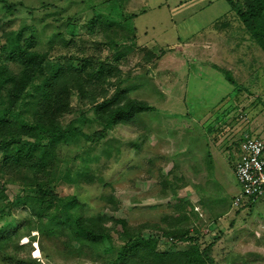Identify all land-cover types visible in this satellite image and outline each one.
<instances>
[{
    "label": "rangeland",
    "instance_id": "rangeland-1",
    "mask_svg": "<svg viewBox=\"0 0 264 264\" xmlns=\"http://www.w3.org/2000/svg\"><path fill=\"white\" fill-rule=\"evenodd\" d=\"M8 2L16 5L9 9L0 0L1 60L19 72L2 45L33 36V50L47 54L46 74L75 70L85 91L72 93L71 110L62 117L68 133L44 168L33 160L22 171L6 168L4 173L0 151V205L6 207L0 232L14 231L22 253L40 264H113L125 240L138 233L159 237L158 249L166 252L197 244L209 264H264V212H254L246 199L232 214L214 217L207 199L196 196L205 191L206 170L200 156L189 153L196 145L229 151L245 134L264 139V51L252 49L245 34L246 69L238 75L233 66L232 83L202 49L220 43L204 42L211 34H219L218 40L228 36L225 42L236 35L231 26L217 32L221 23L238 19L228 1ZM230 60L236 63L235 57ZM37 94L31 89L21 107L25 116ZM94 96L99 102L118 96L142 100L155 110L105 129L96 117ZM38 183L55 187L64 201L75 197L86 217L103 216L112 240L80 241L67 226L42 220L31 192ZM8 200L14 202L9 207ZM108 246L113 248L107 251ZM0 264H8L2 255ZM127 264L150 262L138 257Z\"/></svg>",
    "mask_w": 264,
    "mask_h": 264
},
{
    "label": "trees",
    "instance_id": "trees-1",
    "mask_svg": "<svg viewBox=\"0 0 264 264\" xmlns=\"http://www.w3.org/2000/svg\"><path fill=\"white\" fill-rule=\"evenodd\" d=\"M1 1L9 9L16 5L9 3L8 0ZM227 1L244 23L246 32L264 51V0ZM34 45L33 36L25 40L18 36L10 44L2 45L3 50L7 52L6 60L20 66L19 72H15L0 58V151L4 155L1 167L4 173L6 168L22 171L25 166L27 167V163L32 164L33 160L42 168L49 163L50 157L68 133L63 127L62 117L71 110V95L76 90L85 91L82 77L80 74L76 75L75 70L58 69L47 75L45 72L47 54L33 50ZM229 79L233 83L232 77L229 76ZM33 88L38 94L32 102V111L27 110L28 115L25 116L26 111L21 107H26L28 95ZM119 97L101 102L96 96L92 97L96 117L103 123L105 129L127 121L138 112L155 110L146 101L137 99L122 101ZM12 119L19 121V125ZM100 135L102 136L101 133H96V137ZM32 190L31 192L36 194L35 202L41 206L39 215L42 220L67 226L71 229L72 236L80 241L100 243L112 240L110 229L103 221L104 217L96 219L83 215L82 207L75 197L64 201L55 191V187L49 184L38 183ZM14 202L8 200L7 207ZM5 208V205H0V213ZM14 234V231L0 232V256L2 255L8 264H40L22 253L23 248L14 238ZM164 235L174 237L171 231H166ZM185 235L187 236V233L182 234ZM187 239L195 240L197 243V239L192 237ZM159 241L157 236L132 234L125 240L112 263L127 264L139 257L150 264H209L197 244L192 243L187 248L166 252L158 249ZM112 248L108 246L106 249L110 251Z\"/></svg>",
    "mask_w": 264,
    "mask_h": 264
},
{
    "label": "crops",
    "instance_id": "crops-1",
    "mask_svg": "<svg viewBox=\"0 0 264 264\" xmlns=\"http://www.w3.org/2000/svg\"><path fill=\"white\" fill-rule=\"evenodd\" d=\"M218 24L219 22H216V24H214V27H217ZM230 26L234 29L236 28L235 29L236 35L232 36L230 41H226V42L224 41V39H226L228 36L224 35L225 37L223 36L222 40H218L217 38L219 34H216V35L211 34L210 38L208 40H205L204 42L210 40L216 43H218L219 41L220 43L216 44L215 47L208 46L207 48H205L204 46L205 44L202 46V49L207 50V52L209 53L208 56L206 57L207 59L212 61L211 65L213 66V68L217 67L221 71L225 72L227 74L226 79L228 81H230L229 76L232 77L230 72H233V68H232L233 66H234L235 72H237L238 75L244 74V71L246 69V67L244 66V63H245L244 55L246 52L245 50H247L246 43L249 40L245 36V34H248V33L246 32L244 23L239 17L238 19H234L231 22L229 21L227 23H221L220 29L217 28V32L222 34V32L224 30L227 31V29H229ZM231 31H233V29ZM249 38L251 40V43L253 44L252 49H254L255 51L258 50V48L260 49V47L256 43L252 42L253 40L251 39V36ZM233 39L236 41H234ZM235 42H237V44H235ZM234 44L235 46H233ZM202 49L200 50V52H202ZM231 53H232V57H231ZM212 57H214L215 61L211 60L213 59ZM233 57L236 58V63L230 60ZM223 66L229 67L231 70L230 71L224 70ZM247 69L249 70L248 67ZM221 141L222 139L219 142ZM241 145H242V142L239 145L234 146L233 149L230 148L229 151H227L228 150L227 147H225L222 151L221 150L219 151V149L216 146L214 147L212 145L211 146L207 145L208 146L207 149L205 148L201 149L198 147L196 149V146H197L196 145L195 148H191V150L189 151V153L191 154L194 153V156L196 155L197 158H199L200 156V159H201L200 166H202V168L206 170L205 172L206 177L204 178L206 179L205 191L201 192L200 194H196V196H198L199 200H201L200 196H204V200L207 199L206 201L209 204V209L213 213H215L214 217H218V218L226 217L232 214L231 209L238 208V207H234L233 201H234V198L241 191V188L240 189L236 188V183H235L236 181L239 184L236 174H235V167H236L237 162L241 159V156H242V146ZM232 151L233 153L230 155L232 157L234 155L235 159L233 161H230L228 155ZM190 197L192 201H195V198H193L192 196ZM263 200H264V197L257 199L256 202H253L252 200L249 201L253 203L254 212L255 211L257 213L262 212V215L264 212V207L261 202ZM259 201H260V204L256 207L255 204ZM196 208L199 209V207H196ZM202 212L204 214H208L206 210H203Z\"/></svg>",
    "mask_w": 264,
    "mask_h": 264
},
{
    "label": "built area",
    "instance_id": "built-area-1",
    "mask_svg": "<svg viewBox=\"0 0 264 264\" xmlns=\"http://www.w3.org/2000/svg\"><path fill=\"white\" fill-rule=\"evenodd\" d=\"M241 146L242 156L235 167L241 192L234 198V207L242 206L246 199L256 201L264 196V139L245 134Z\"/></svg>",
    "mask_w": 264,
    "mask_h": 264
}]
</instances>
